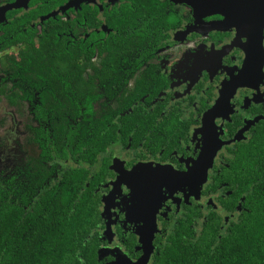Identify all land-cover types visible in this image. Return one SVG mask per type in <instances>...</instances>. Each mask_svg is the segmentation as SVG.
I'll use <instances>...</instances> for the list:
<instances>
[{
  "label": "flooded vegetation",
  "instance_id": "flooded-vegetation-1",
  "mask_svg": "<svg viewBox=\"0 0 264 264\" xmlns=\"http://www.w3.org/2000/svg\"><path fill=\"white\" fill-rule=\"evenodd\" d=\"M155 1L0 0V109L15 111L23 156L0 167V188H15L21 222H39L54 203L41 198L65 168L99 173L81 191L98 203L90 236L100 264H154L173 236L195 238L210 218L220 217L224 232L243 214L248 172L264 166V24H225L224 13ZM53 32L79 43L82 77H93L90 112L85 95L80 115L67 114L110 143L93 164L82 156L87 145L76 154L55 147L51 114L66 88L54 76L65 73L23 62ZM53 213L58 224L70 216Z\"/></svg>",
  "mask_w": 264,
  "mask_h": 264
},
{
  "label": "trees",
  "instance_id": "trees-1",
  "mask_svg": "<svg viewBox=\"0 0 264 264\" xmlns=\"http://www.w3.org/2000/svg\"><path fill=\"white\" fill-rule=\"evenodd\" d=\"M147 5L157 4L155 0H147ZM60 26L63 28L62 22ZM79 55V43L68 44L65 36L59 37L53 32L41 38L40 48H29L23 62L32 71L61 70L65 73L64 77L54 76V81L65 80L62 86L66 92L58 89L61 96L59 102L64 101L61 104L68 106L55 105L51 114L58 118L50 126L57 140L55 147L66 154L68 144L69 151L76 154L87 145L88 149L82 156L87 164H93L96 152L105 151L110 143L106 138L102 140L99 137V128L91 122H68L67 117V114L73 118L80 115L85 95L87 111L92 109L90 90L93 77L84 81ZM95 141L98 147H95ZM109 159L106 157L103 160V171ZM255 170L248 172L245 190L240 192H245L244 210L236 221L222 232L221 218L214 217L207 221L203 233L195 238L190 239L181 233L173 236L161 254H157L154 264H264V166L256 173ZM60 175L61 178L51 183L52 187L41 198L46 196L43 201H54L48 207L44 221L21 222L24 210L17 204L19 195L15 188L12 184L7 189L0 188V264H100L98 244L93 239L95 235L90 236L97 224L98 203L90 200V194L83 196L81 189L90 191L86 182L94 184L103 177L81 163L75 167L68 166ZM48 177L50 174L45 171L44 181ZM237 177L241 184L242 175ZM69 186L70 196L67 198L66 188ZM6 190L17 195L4 196ZM23 200L27 203L29 198L23 196ZM230 202L224 204L233 208ZM64 208L70 216L64 217L59 225L53 212ZM34 216L27 214L25 220ZM22 226L28 230L22 232Z\"/></svg>",
  "mask_w": 264,
  "mask_h": 264
},
{
  "label": "water",
  "instance_id": "water-1",
  "mask_svg": "<svg viewBox=\"0 0 264 264\" xmlns=\"http://www.w3.org/2000/svg\"><path fill=\"white\" fill-rule=\"evenodd\" d=\"M174 3H186L200 15L224 13L226 20L238 21L241 24L260 21L264 24V0H170ZM212 151L210 161L212 162Z\"/></svg>",
  "mask_w": 264,
  "mask_h": 264
},
{
  "label": "rangeland",
  "instance_id": "rangeland-1",
  "mask_svg": "<svg viewBox=\"0 0 264 264\" xmlns=\"http://www.w3.org/2000/svg\"><path fill=\"white\" fill-rule=\"evenodd\" d=\"M9 110L7 111L6 106L0 109V167L11 166L16 159L18 161L23 160L20 144L21 137L19 135L18 122L15 118L16 115L14 114L15 111L12 108H9ZM5 146L12 153H8Z\"/></svg>",
  "mask_w": 264,
  "mask_h": 264
}]
</instances>
